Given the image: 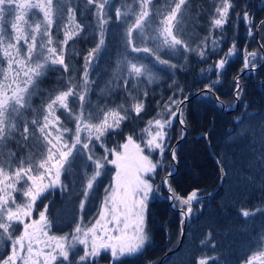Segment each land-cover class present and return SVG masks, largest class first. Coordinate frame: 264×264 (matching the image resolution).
Listing matches in <instances>:
<instances>
[{
    "label": "snow or ice",
    "instance_id": "6c2138e0",
    "mask_svg": "<svg viewBox=\"0 0 264 264\" xmlns=\"http://www.w3.org/2000/svg\"><path fill=\"white\" fill-rule=\"evenodd\" d=\"M237 7L233 0H213L207 32L197 42L185 34L190 0H164L163 4L120 0L119 5L114 0H0V244L9 249L0 264H97L102 253L110 254L111 264H117L134 256L150 240L148 202L159 194L161 185L179 209L183 235V224L194 214L193 202L202 201L199 190L186 197L175 191L170 182L174 173L165 168L164 154L168 151L171 160L177 158L169 144L170 131L174 122L186 126L188 96L173 79L168 85L172 94L156 101L155 115L139 133L124 134V127L145 111L149 86L160 83V72L184 70L189 55L207 60L209 52L219 51L224 26ZM78 12L83 22L77 19ZM234 15L252 35L256 26L250 13ZM113 24L122 29L120 47L109 78L100 86L93 72L107 50ZM258 31H264V20ZM88 34L93 46L77 68L73 59L81 53L69 42L86 39ZM236 51L233 43L208 70L215 69L219 78ZM257 56L245 48L241 72L254 70ZM173 57L185 63L173 62ZM49 72L58 73L56 86L43 89ZM235 81L239 100L240 77ZM217 82L206 85L204 92L211 93ZM117 135L123 136L122 142L109 146L108 140ZM152 153L159 159L154 160ZM217 162L224 173L223 163ZM109 166L111 182L104 187L97 217L86 223L85 204L95 195L99 179L109 174ZM158 169L164 170L159 184L154 182ZM255 169L264 176V142L255 153ZM62 177L72 178L73 194L80 199L71 230L56 235L52 232L56 220L45 200L57 188L69 190ZM239 211L247 220L264 214V205ZM200 245L216 249L211 232ZM219 259L202 253L194 264H219ZM257 262L264 264V236L242 264Z\"/></svg>",
    "mask_w": 264,
    "mask_h": 264
},
{
    "label": "trees",
    "instance_id": "16d2710c",
    "mask_svg": "<svg viewBox=\"0 0 264 264\" xmlns=\"http://www.w3.org/2000/svg\"><path fill=\"white\" fill-rule=\"evenodd\" d=\"M156 2L164 3L162 0H156ZM233 2L238 5L234 12L247 10L253 17L256 27L252 35L248 34L245 23L237 21L234 12L230 13V21L224 26L219 51L209 52L207 60H200L194 54L189 55L184 70L178 69L174 73L160 72L159 75L162 77L160 83L149 86L145 111L135 120L126 122L124 134H129L133 130L139 133V129L145 126L146 121L155 115L156 101L161 98L167 99L172 94L173 89L168 85L173 79L184 89L183 94L191 97L204 90L206 85L222 77L223 83L220 85L215 83L213 91L225 103L234 100V80L242 73L244 49L258 53L257 58L261 57V60L254 61L256 65L262 62L264 56V48L261 47L264 44V31H258L259 22L264 20V0H233ZM114 3L119 5L120 0H114ZM190 5L191 11L185 21V34L186 37L198 42L207 32L213 0H190ZM197 12L200 13L199 16L196 15ZM77 19L83 22L79 12ZM87 31L86 29V33ZM121 31L122 29L115 24L111 26L107 50L101 54L93 72V77L97 79L100 86H103L109 78L114 66L120 47ZM233 43L236 44L239 53L235 60L229 63L225 72L217 78L216 70L208 69ZM69 45H74L76 51L81 53L73 59L74 65L79 68L83 63V55L93 46V37L88 34L86 39L77 38L75 41H70ZM177 60L180 64L185 63L181 57H173V62ZM254 74L250 78L245 77L248 80L242 92L243 101L249 106L248 113L225 115L216 107L215 98L209 94L193 101L187 110L185 119L189 135L177 152L180 170L170 179L171 185L179 195L185 197L193 190L211 193L222 186V191L218 197L212 198L206 204L201 213L196 216L193 214V224L190 225L182 250L168 258L165 264H194V260L202 253L217 255L220 258L219 264H242L246 257L256 251L259 237L264 236V214L257 213L245 220L239 211L241 207L254 210L264 205V183H262L264 176L259 169L254 170L255 153L260 150L264 142V65ZM57 78L58 73L49 72L42 81L41 88H54ZM92 99H96V91L93 92ZM34 103L38 104L39 100L35 99ZM181 128L180 126L179 132L175 131L176 127L172 128L173 132L170 133L169 138L171 147L180 136L178 133L180 134ZM122 140L123 136L117 135L109 139L108 144L112 146ZM10 146L14 147V143L10 142ZM213 153L218 161L223 163L224 173L221 172V164L215 161ZM164 165L165 168L171 167L172 171L174 170L173 162L168 154L167 158L166 155L164 157ZM163 174L164 170H161L158 175L161 178ZM107 178L105 175L99 179L95 186V195L91 196L85 204L83 216L86 223L97 217ZM223 178L224 181H222ZM62 180L68 184L69 190L64 192L61 200H56L60 189L46 194L45 200L46 203L50 202L49 213L56 220L52 229L56 235H62L71 230L70 226L78 214L80 199L73 194L72 178L62 177ZM78 190L77 185L76 191ZM166 195L167 193L162 191L150 203L147 217L150 241L145 249L136 257L117 262V264H155L177 244L181 232L180 219L177 217L179 214L170 209ZM209 232L212 234V241L216 244L215 250L200 245L201 239ZM1 248L4 251H0V258L9 251L5 244H0ZM107 262L109 263V260Z\"/></svg>",
    "mask_w": 264,
    "mask_h": 264
},
{
    "label": "bare ground",
    "instance_id": "6f19581e",
    "mask_svg": "<svg viewBox=\"0 0 264 264\" xmlns=\"http://www.w3.org/2000/svg\"><path fill=\"white\" fill-rule=\"evenodd\" d=\"M208 94L215 98L216 107H218L221 110V112L223 114H225V115H232V114H235V113H238V112H239L240 115L248 113L249 106H248V104L246 102L243 101V96H241L239 100L234 98L235 103L233 105H231L234 102V100L232 102H229V103H225L220 98H219V100H217L216 97H219V96L214 91H212L211 93H204V94L196 95V97H188V101L186 102V104H187L186 110H184L185 117H186V113H187V110H188L190 104L193 101H195V100L199 99L200 97H202L203 95H208ZM234 97H236V95ZM240 102H241V107L239 108ZM242 106H244V107L242 108ZM178 135H180V134L178 133ZM178 135H176V136H178ZM188 135H189V129L187 128V131L186 132L184 131V138L180 139V136H178L176 143L173 145V147L176 149L177 158H176L175 161H173V160H171V161L173 162V167L176 168V166H178L179 170H180V160H179L177 152L180 149V146L186 141ZM167 154H168V157H170V159H171L170 152H168ZM167 154H166V158H167ZM213 155H214V153H213ZM214 159H215L216 162L218 161V159L216 158L215 155H214ZM222 181H224V178H223ZM221 191H222V186L219 189H217L216 191L211 192V193H207L206 191H205V193L198 192V195L201 197L202 203L193 202L194 215L196 216L197 214L201 213L205 209L206 204L212 198L218 197ZM169 195L170 194L167 193L166 197H167V200L169 202L170 209L173 212L179 214V216H177V217H179V219L181 221V216H180L179 209L178 208H174L172 206L173 202L168 199ZM192 219H194V217L189 219V220H186L185 223L183 224V235H181V232H180V238H179V241L177 242V244L173 248H171V250H169L166 254H164L163 257L160 259V261L155 263V264H165L166 260L168 258H170L171 256L179 253L182 250L184 242H185V239H186V236H187V233H188V230L190 228V225L193 224ZM179 226H180V229H181V227H182L181 223L179 224Z\"/></svg>",
    "mask_w": 264,
    "mask_h": 264
},
{
    "label": "rangeland",
    "instance_id": "374dc122",
    "mask_svg": "<svg viewBox=\"0 0 264 264\" xmlns=\"http://www.w3.org/2000/svg\"><path fill=\"white\" fill-rule=\"evenodd\" d=\"M163 2H164V0H162ZM237 53H239L238 52V50L236 51V54L234 55V56H232V57H230L229 58V62L231 61V60H233V59H235L236 57H237ZM259 60H261V57H258L257 58V60L256 61H259ZM229 62H228V64H229ZM228 64L225 66V69L222 71V74H223V72H225V70L227 69V67H228ZM254 72H251L250 74H248V75H246V76H242V75H240L239 77H240V85L242 86V88H243V90H244V87H245V85H246V80H248V79H246L245 77H248V78H250V76L251 75H255V74H253ZM221 74V75H222ZM220 75V76H221ZM221 81H224L223 80V78L221 77L219 80H218V82H217V85H220V84H222L223 82H221ZM235 80H234V85H235ZM233 88H235V87H233ZM199 93H202V94H204V91H202V92H199ZM242 94L243 93H241V96H242ZM234 95H236V91H235V94ZM235 103V100H234V102L231 104V105H233ZM214 105V104H213ZM186 106H187V104H186ZM241 107V102H240V104H239V108ZM244 106H242V108H243ZM184 110H186V107H185V109ZM69 126L71 127V124H69ZM181 125H179V124H177L176 125V123L174 122V124H173V127H176V129H175V131L176 132H179V127H180ZM172 127V128H173ZM171 132H173V129L170 131V133ZM167 154V151L165 152V154H164V157H165V155ZM152 158L155 160V159H159V156L156 154V153H152ZM109 168H110V172L112 171V169H111V166H109ZM158 170H162V169H158ZM110 172H109V174H108V178H107V183H106V186L111 182V174H110ZM160 180H161V178L159 179L158 178V175L155 177V183L156 182H159L160 183ZM163 187V185H161V188ZM161 188H160V192L159 193H161L163 190H161ZM57 190H59V188H57V189H55L54 191H51L50 193H53V192H56ZM58 194H59V196H58V198L56 199V200H61V198L64 196V192H61L60 190L58 191ZM158 195V194H157ZM156 197V195H154V196H152L151 197V199L149 200V202H148V208H147V213H148V210H149V206H150V203L152 202V200L154 199ZM57 202V201H56ZM100 204H101V202H100ZM146 225H147V214H146ZM150 237V236H149ZM150 241V240H149ZM148 244V243H147ZM146 244V245H147ZM145 245V246H146ZM144 249H145V247H144ZM143 249V250H144ZM142 250V251H143ZM0 251H4V249L3 248H1L0 249ZM141 253V252H140ZM140 253H138V254H140ZM138 254H136V255H134V256H131V257H136ZM103 255H106V256H108L109 258H110V261H111V257H110V254H108V253H102V256ZM131 257H124V258H122V260L121 261H124L125 259H127V258H131ZM101 259V258H100ZM100 259L98 260V262L100 261ZM257 264H259V262H257Z\"/></svg>",
    "mask_w": 264,
    "mask_h": 264
},
{
    "label": "water",
    "instance_id": "95a60500",
    "mask_svg": "<svg viewBox=\"0 0 264 264\" xmlns=\"http://www.w3.org/2000/svg\"><path fill=\"white\" fill-rule=\"evenodd\" d=\"M260 67H256L254 70H252V69H250V70H248V71H255V70H258ZM248 71H246V72H248ZM246 72L245 73H243L242 75L244 76L245 74H246ZM196 97V96H195ZM183 130L186 132L187 131V128L185 127V126H183ZM179 169H178V166H176V172L178 171ZM174 175V174H173ZM168 191V190H167ZM169 193V192H168ZM170 194V193H169Z\"/></svg>",
    "mask_w": 264,
    "mask_h": 264
}]
</instances>
